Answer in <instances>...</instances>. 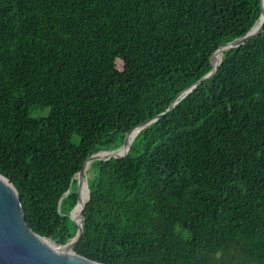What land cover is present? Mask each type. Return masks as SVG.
I'll return each instance as SVG.
<instances>
[{
  "label": "trees",
  "instance_id": "trees-1",
  "mask_svg": "<svg viewBox=\"0 0 264 264\" xmlns=\"http://www.w3.org/2000/svg\"><path fill=\"white\" fill-rule=\"evenodd\" d=\"M261 6L0 0V174L29 227L69 241L84 159L116 151L134 125L164 112L215 66L217 47L258 23ZM87 167L89 196L80 191L72 211L76 219L85 202L76 254L264 264V21L142 128L125 157Z\"/></svg>",
  "mask_w": 264,
  "mask_h": 264
},
{
  "label": "water",
  "instance_id": "water-1",
  "mask_svg": "<svg viewBox=\"0 0 264 264\" xmlns=\"http://www.w3.org/2000/svg\"><path fill=\"white\" fill-rule=\"evenodd\" d=\"M263 21L264 10L261 6L260 19L256 25H254L243 36L220 45L213 51V53L218 50L223 52L226 49L242 44L248 38L260 31ZM219 63L220 60L216 66H213L212 64L211 70L206 75L192 84L190 88H187L183 92L177 94L164 112L157 114L153 118H148L143 122L134 125L130 130H128L124 135L121 147L124 145L127 134L132 131H135L137 134L146 125L170 110L182 93H187L192 87L196 86L212 75ZM132 139L130 140L127 149L122 150L121 154L116 155L117 152L115 150H99L94 151L84 159L82 167L75 176L76 189L78 193L77 202L69 213L70 217L77 225V231L69 241L63 244L56 243L50 236L37 234L29 227L28 223L26 222L16 188L7 177L0 174V264H105L91 260L74 252V246L82 233L83 208L85 202L80 208L79 219L76 220L73 217L72 211L80 199L81 183L85 182L87 188V198L89 196V189L87 186V180L85 178L86 162H90L95 158L121 159L128 153ZM107 152L114 154H105Z\"/></svg>",
  "mask_w": 264,
  "mask_h": 264
},
{
  "label": "bare ground",
  "instance_id": "bare-ground-1",
  "mask_svg": "<svg viewBox=\"0 0 264 264\" xmlns=\"http://www.w3.org/2000/svg\"><path fill=\"white\" fill-rule=\"evenodd\" d=\"M263 10H264V6H263ZM219 51V56H218V53H217V62H216V64H215V66L217 65V63H218V61L220 60V57H221V54H222V52L220 51V50H218ZM216 52V51H215ZM133 132V131H132ZM132 132H130V134L132 133ZM129 134V135H130ZM136 134V132L134 131L131 135H130V137L129 138H127V140L124 142V145H123V147H121V148H119L118 150H116V152H119V151H121V150H126L127 149V146H128V144H129V142H130V140L134 137V135ZM105 154H114V153H109V152H107V153H105ZM88 165V167H89V162L87 161L86 162V166ZM87 167V168H88ZM81 186H82V188H81ZM86 190V193H87V188H86V184H85V182H83V183H81L80 184V191L81 192H83V191H85ZM81 208V207H80ZM80 211V210H79ZM76 219H79V215L76 217Z\"/></svg>",
  "mask_w": 264,
  "mask_h": 264
},
{
  "label": "rangeland",
  "instance_id": "rangeland-1",
  "mask_svg": "<svg viewBox=\"0 0 264 264\" xmlns=\"http://www.w3.org/2000/svg\"><path fill=\"white\" fill-rule=\"evenodd\" d=\"M88 175V174H87ZM81 188H82V186H81Z\"/></svg>",
  "mask_w": 264,
  "mask_h": 264
}]
</instances>
